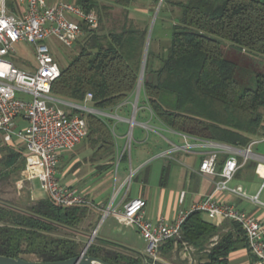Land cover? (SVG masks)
Here are the masks:
<instances>
[{"label": "trees", "instance_id": "trees-1", "mask_svg": "<svg viewBox=\"0 0 264 264\" xmlns=\"http://www.w3.org/2000/svg\"><path fill=\"white\" fill-rule=\"evenodd\" d=\"M77 3L95 11L99 25L92 29L83 24L84 35L74 53L60 62L61 74L52 84L54 97L104 112L132 105L145 65L138 107L146 105L166 127L240 147L264 132V72L256 73L254 86L242 89L237 79L239 65L222 48L223 41H229L264 57V0H182L174 4L178 12L162 5L146 59L152 10L136 9L135 0H111L110 5L99 0ZM114 7L120 11L115 13ZM164 21L171 25L164 35L169 44L161 53L152 48L156 25ZM89 93L93 97L86 101ZM61 105L71 115L86 119V138L113 142L111 120L106 116ZM0 151L5 167L0 180L14 172L19 175L26 165L24 147L1 139ZM91 213L90 205L65 206L50 195L25 205L0 199V255L40 261L78 256L82 239L90 236L81 225ZM204 214H189L180 242L194 245L198 252L207 250L198 264H230L233 252L248 248L244 229L231 220L223 224L229 230L222 232L225 227ZM173 245L170 240L162 250L169 253ZM87 253L110 264H145V253L98 235Z\"/></svg>", "mask_w": 264, "mask_h": 264}, {"label": "built area", "instance_id": "built-area-1", "mask_svg": "<svg viewBox=\"0 0 264 264\" xmlns=\"http://www.w3.org/2000/svg\"><path fill=\"white\" fill-rule=\"evenodd\" d=\"M18 3L19 8L13 10L8 0H0V137L6 143L14 142L26 149L27 165L19 186L38 177L44 190L58 204L95 206L78 188L63 185L58 179L60 151L75 148L88 134L86 119L79 114L71 115L61 104L102 115L105 113L52 95V84L60 76L61 66L51 40L72 48L84 35L83 24L95 29L99 25V16L95 11H87L81 5L64 0L53 3L48 0H18ZM24 41L35 48V63H29L27 68L16 65L12 60V57H17L15 45ZM141 87L139 84L140 90ZM139 95L140 92L136 98ZM92 97L89 93L86 101ZM138 100L139 97L134 102L135 109ZM182 135L185 143L176 147L186 151L201 148L200 172L218 174L221 179L214 183L211 194L195 202L189 210H180L171 222L165 218L158 221L147 218L145 198H133L125 204L119 221L135 227L146 241L145 264H161L163 245L170 240L179 242L182 225L193 211H201L212 219L240 223L249 251L256 257L255 264H264V220L247 214L234 203H222L215 198L216 192L225 190L264 205L260 193L250 196L242 185L232 184L239 169L248 161L258 159L264 163V158L253 149L264 143V132L245 147ZM220 161L222 166L219 168ZM184 198L185 193L182 192L180 202ZM183 244L185 253H188L192 247L187 242Z\"/></svg>", "mask_w": 264, "mask_h": 264}, {"label": "crops", "instance_id": "crops-1", "mask_svg": "<svg viewBox=\"0 0 264 264\" xmlns=\"http://www.w3.org/2000/svg\"><path fill=\"white\" fill-rule=\"evenodd\" d=\"M48 1L53 3L60 0ZM178 1L182 0H169V6H172L168 9L169 12H178V7L174 6ZM69 2L78 4L73 1ZM168 22H161V31L155 39L157 43H160L165 35V29L171 25V22ZM104 113L103 116L111 120L113 142H93L85 138L86 140L84 139L85 141L83 140L75 148L60 151L57 176L60 183L78 188L95 204L97 210H93L94 212L91 214L96 213L100 216L102 212L109 211L108 214L117 224L114 228L122 233L123 240L118 243L144 253V249L138 248L139 240L144 239L140 232L135 227L127 226L119 221V215L123 213L125 204L129 200L137 197L145 198L147 200V218L153 221L165 218L171 222L180 210H189L195 202L211 194L214 190V183L221 177L218 174H202L199 168L203 150L196 148L193 151H186L177 148L176 145L181 146L185 143V138L182 135L184 133L166 127L146 105L142 104L135 109L134 104H122L114 110ZM138 116L141 118L139 121H137ZM153 119L156 124H151ZM135 125H139L141 131H135ZM163 132L169 133L172 138L166 137ZM150 133H154V135L151 136ZM133 140L136 143L135 153L130 152ZM17 146L20 147L19 144ZM253 149L257 155L264 158V143L254 146ZM24 153L27 165L25 147ZM26 165L23 171L26 169ZM221 166L222 161L219 163V168ZM263 167L264 163L258 159L248 161L239 169L232 184L242 185L250 196L260 193L261 199L262 188L260 189L259 186L264 180ZM140 172L144 173L141 182L137 177ZM22 178L23 176H20L19 180ZM36 178L26 181L32 185V181ZM134 178L135 181H138L136 184L139 189L132 194L131 180ZM154 181H156V186ZM19 187L23 188L24 184ZM31 190L36 200L48 195L44 188L43 192L38 195H35L33 186ZM182 192L185 193V198L183 202H180ZM215 198L222 203H234L247 214L264 220V205L225 190L216 192ZM261 201L264 202L262 199ZM204 215L210 218L207 214ZM210 220L224 226L222 232L229 230V227L223 224H227L231 220H214L212 218ZM222 232L211 239L208 248L217 242ZM184 242L174 241L173 249L169 253H164L162 250L163 260L161 263L181 264L180 260V263L174 261L178 253L183 260H188L190 263L192 261L193 264H198L199 261H202L200 256L207 250L198 252L194 245L187 242L192 249L185 253ZM253 258L254 255L248 248H241L231 254L230 264H255Z\"/></svg>", "mask_w": 264, "mask_h": 264}, {"label": "rangeland", "instance_id": "rangeland-1", "mask_svg": "<svg viewBox=\"0 0 264 264\" xmlns=\"http://www.w3.org/2000/svg\"><path fill=\"white\" fill-rule=\"evenodd\" d=\"M67 1L77 2V0H67ZM99 1L103 4H108V5L111 4V0H99ZM160 3H161V0H158V1L135 0L134 7L136 9L152 10V16L150 18H151V21L153 22L155 18V13L157 12V9ZM8 4H9V7L11 5H15L16 8H19L18 0H8ZM162 5H164V7H166L167 9L172 8V6H169L170 5L169 0H165V2L163 0L161 6ZM113 11L115 13H118L120 11V7H114ZM168 15L169 14H167L166 17H168ZM157 16H156V19H157ZM161 24H162L161 22L157 23L155 31H154V38H156L159 32L161 31ZM51 44L53 46L55 56H57L59 62L61 63H64V61H67L69 59V56H71L74 53L73 50L75 49L74 48L75 46L72 48H67L55 40H51ZM168 44H169V39H166L165 36L162 37V40H160V43H157V41L153 39L152 49L156 52L163 53L167 49ZM15 48L17 51V57L15 58L12 57V60L16 63V65L21 66L23 68H27L26 65H28L29 63L31 62L35 63V48L33 44L24 41V42L17 43L15 45ZM222 48L224 50L225 56L237 62L239 65L237 79L240 83L241 88L244 89L246 87L254 86L256 73L264 72V67L262 64L264 62V57L254 54L250 51L241 49L229 41H223ZM139 92H141V90L138 87L136 94H138ZM94 113H97V112L94 111ZM140 119L141 118L138 116L137 121H139ZM151 124H156L155 119L151 121ZM134 130L139 132L141 131V127H139V125H135ZM163 133L165 134L166 137L172 138V136L169 133L167 132L166 133L163 132ZM150 135L153 136L154 133H150ZM0 143H1V139H0ZM135 148H136V143H135V140H133V145L130 148V152L132 151V153H135ZM2 159H3V154L0 151V173L5 171V167L1 161ZM262 169L264 173V167ZM23 173H24L23 170L19 175L15 174L14 172L10 174V176L0 180V199L10 200L11 202L17 205H25L27 203L29 204L30 202H33L34 200H36L31 190L32 186H33V191L35 192V195H38L39 193L43 192V188H44L43 183L37 177L36 179L32 181V185L30 182L24 181L23 183L24 187L20 188L18 182H19L20 176L21 177L23 176ZM137 177H138L139 182L143 181L144 173H141V172L138 173ZM138 181H135V178L131 180L132 184L131 183L130 184L132 185V190H131L132 194L136 193V190L139 189L137 187L138 184H136V182ZM155 184H156V181H154V185ZM259 187L260 189L262 188L261 199L264 200V180H262ZM91 210L92 212H94L93 210H97V209L95 208V206H91ZM104 215H105V211L102 212L100 216H98V214L96 213L95 214L93 213L90 215V217L87 220H85L83 225H81L82 230L89 231L90 233L89 237H84L82 239L84 242L82 251L85 249L87 243L90 240L91 235L94 233L96 229H98V236L101 238L111 239L112 241H116V242L123 240L122 233L121 232L119 233V231H117L114 228L117 225L116 221L110 217V214H107L106 216ZM71 235L73 236L74 234H71ZM146 245L147 243L144 239L139 240L138 248L146 250ZM179 260L182 262L181 264H190L188 260H183L181 255L178 253L177 258L175 257L174 261H176L177 263H180ZM161 264H165V263H161Z\"/></svg>", "mask_w": 264, "mask_h": 264}, {"label": "water", "instance_id": "water-1", "mask_svg": "<svg viewBox=\"0 0 264 264\" xmlns=\"http://www.w3.org/2000/svg\"><path fill=\"white\" fill-rule=\"evenodd\" d=\"M162 2H163V0H161V3L157 9V12L155 13V18H154L152 25H151V28H150V32H149V36H148V42H147V48H146V53H145V59L147 56V51L149 48L150 38H151L152 30L154 28L155 19H156V16L160 10V6H161ZM144 63H145V61H144ZM144 72H145V65H143V69L141 72V77H140V81H139L140 86L142 85V81L144 78ZM138 97L139 96H137L136 101H137ZM97 235H98V229H96L94 231V233L91 235L89 242L87 243L85 249L81 252V254H79L78 256H74V257L65 259V260L40 261V260H30V259H25V258H14V257H10V256L0 255V264H110V263L105 262L104 260H102L100 258L91 256L87 253L88 248L93 243V241Z\"/></svg>", "mask_w": 264, "mask_h": 264}]
</instances>
